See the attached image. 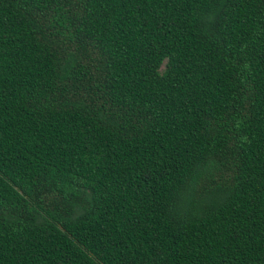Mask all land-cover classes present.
<instances>
[{"label":"trees","instance_id":"1","mask_svg":"<svg viewBox=\"0 0 264 264\" xmlns=\"http://www.w3.org/2000/svg\"><path fill=\"white\" fill-rule=\"evenodd\" d=\"M0 264H264V0H0Z\"/></svg>","mask_w":264,"mask_h":264}]
</instances>
